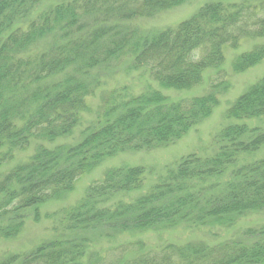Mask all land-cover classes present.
<instances>
[{"label": "trees", "instance_id": "16d2710c", "mask_svg": "<svg viewBox=\"0 0 264 264\" xmlns=\"http://www.w3.org/2000/svg\"><path fill=\"white\" fill-rule=\"evenodd\" d=\"M36 1L44 2L0 0V163L34 144L32 155L0 175L3 239L20 231L26 208L37 211L50 195L62 197L118 153L169 145L217 102L206 93L167 104L150 84L134 96L123 88L101 95L96 119L68 143L89 110L85 98L99 79L93 71L124 56L163 89L186 90L201 83L206 69L219 68L226 46L264 38V1L207 0L174 28L148 31L130 23L186 0H45L49 4L35 9ZM263 51L264 44L237 56L233 71L257 63ZM263 89L264 76L233 101L226 117L263 118ZM215 138L210 155L180 158L144 191L142 166L105 170L65 209L54 238L0 264H263L264 225L212 246L190 241L152 250L140 239L115 242L123 233L181 225L229 228L264 210V153L250 158L264 150V129L233 122ZM102 240L112 244L105 248Z\"/></svg>", "mask_w": 264, "mask_h": 264}, {"label": "rangeland", "instance_id": "374dc122", "mask_svg": "<svg viewBox=\"0 0 264 264\" xmlns=\"http://www.w3.org/2000/svg\"><path fill=\"white\" fill-rule=\"evenodd\" d=\"M207 0H186L185 2L161 11L152 17L137 18L130 24L138 29L161 30L166 27H175L181 21L188 19ZM237 5H258L264 0H229ZM48 1H36L35 9H43ZM264 16V14H262ZM264 44V38H241L235 47L226 46L223 50L224 59L219 68L206 69L202 73L201 83L186 90L163 89L154 81H149V77L141 70H132L129 66L128 58L118 56L116 60H111L106 66L99 67L93 74L99 79L96 80V87L93 93L86 96L85 102L89 110L83 113L80 125L75 128L71 137L66 142L78 141L82 132L98 116L97 110L101 104V95H110L111 92L127 90L129 93L139 95L145 92L150 84V89L158 90L165 96L167 104H174L177 101L189 100L203 94H216V105L211 114L193 126L183 136L171 142L169 145L151 149H141L138 151H125L102 161L95 169L89 173L81 175L73 184L70 191L65 192L62 197L52 196L35 208H26L24 224L20 231L10 239L0 238V259L12 253H26L43 241L55 237L60 229V219L65 209L71 207L78 201L86 188L95 180L102 178L105 170L121 165H140L145 169L146 180L142 191L164 174L167 166L175 164L180 158L188 154L198 156H208L217 149L216 134L224 127L233 122H245L250 126H259L264 129V117L252 120H235L227 118L225 113L233 101L243 95L252 85L264 76V51L261 59L254 65L246 68L242 72H234L233 61L237 56L252 50L254 47ZM120 55V54H119ZM149 79V80H148ZM217 88H212V87ZM126 88V89H125ZM123 90V91H124ZM264 90V89H263ZM117 92V93H118ZM128 93V94H129ZM64 142V141H63ZM34 144L28 149L17 151L10 160L0 163V175L15 166L17 163L25 161L33 154ZM264 150L253 154L254 158L262 156ZM246 155H240L239 161L244 160ZM138 192L130 195H121L124 199L134 197ZM58 194V193H56ZM36 212L39 218L35 219ZM264 225V210L253 212L241 217L232 227H192L176 226L162 230H148L134 234L123 233L117 235L115 242L133 241L140 239L144 241L146 247L158 250L167 244L183 245L190 241H202L210 246L222 243L229 239L241 236L243 231L250 227H261ZM104 240L100 241L102 243ZM105 242V241H104ZM103 247H108L111 242L104 243ZM108 261L111 259L107 258ZM105 260V262L107 261ZM264 264V263H263Z\"/></svg>", "mask_w": 264, "mask_h": 264}]
</instances>
